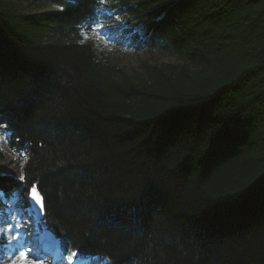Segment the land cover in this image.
I'll return each instance as SVG.
<instances>
[{"label":"trees","instance_id":"trees-1","mask_svg":"<svg viewBox=\"0 0 264 264\" xmlns=\"http://www.w3.org/2000/svg\"><path fill=\"white\" fill-rule=\"evenodd\" d=\"M105 5L182 63L100 59L98 0H0V127L25 175L0 172L3 199L35 184L90 264H264V0Z\"/></svg>","mask_w":264,"mask_h":264},{"label":"rangeland","instance_id":"rangeland-1","mask_svg":"<svg viewBox=\"0 0 264 264\" xmlns=\"http://www.w3.org/2000/svg\"><path fill=\"white\" fill-rule=\"evenodd\" d=\"M50 8V7H49ZM56 8V7H52ZM109 9L104 5L98 18L92 23V31L85 28L84 34L86 38H93L98 49L100 59H109L115 63L120 69H123L129 75H137L143 71L144 63L150 65H176L182 63L180 58L169 52L160 51L158 48H139L136 38H130L129 35L137 34L143 38L145 29L142 24L126 22V15L119 9H111L114 16L119 19H108L106 12ZM98 25H104V28H99ZM108 25H112L108 27ZM107 29V31H105ZM99 33H102L99 34ZM24 157L9 149L7 145V136L2 127H0V172L18 177L21 175V166ZM4 207L0 208V224L16 215L17 219L23 217L27 220L30 232L25 233L21 230L16 240L12 241L13 249L23 244H29L34 249L38 250L43 258L42 264H68L64 256L53 258L54 248L48 245L44 246V231L45 226H42L41 221L33 214L28 218V212L25 211L26 206H23V201L14 196L13 199L4 200ZM9 237H0V257L4 258V264H11V258H14L12 252L6 251V245ZM47 249V251H45ZM18 255V253H17ZM29 259H34V255H30ZM17 264H20L17 261ZM73 264H85V261L79 256L75 257Z\"/></svg>","mask_w":264,"mask_h":264},{"label":"snow or ice","instance_id":"snow-or-ice-1","mask_svg":"<svg viewBox=\"0 0 264 264\" xmlns=\"http://www.w3.org/2000/svg\"><path fill=\"white\" fill-rule=\"evenodd\" d=\"M66 2L72 5L76 3V0H66ZM98 2L100 5H105L107 3V0H98ZM106 15L110 20L119 19L118 16H114L110 8L107 10ZM111 26L112 25H108V27ZM98 27L104 28V25H98ZM88 30H93L91 22L88 24ZM105 31H107V29H105ZM99 34L102 35V33ZM6 123V121H0V126H3ZM13 135H15L14 131ZM18 151H20V149H18ZM21 167L23 168V166ZM19 181L21 182V187L23 188L25 181L24 174H21L19 176ZM24 191L27 193V196L25 197V199L27 200L25 211L28 212V218L30 219L34 212L42 215L44 212V204L40 193L37 191L36 185L32 184L30 187L24 188ZM3 197L4 193L0 192V199H3ZM21 230H24L26 234L30 232L28 222L23 217L17 219L16 215H12L10 218L6 219L3 224H0V237H9L7 245L5 247L6 251L12 252L14 256V258H11V264H17V261H19L20 264H42V260L44 257H42L39 251L34 249L31 245L23 244L19 247H15L14 249L12 247H9L12 245V241L17 239V236ZM53 247V258L55 259L57 257L64 256L67 259L68 264H73L74 258L81 254L77 251H69L66 247L64 249V252L61 253L59 241H53ZM45 251H47V249ZM30 255H34V259L30 260ZM0 264H4L3 257H0Z\"/></svg>","mask_w":264,"mask_h":264},{"label":"water","instance_id":"water-1","mask_svg":"<svg viewBox=\"0 0 264 264\" xmlns=\"http://www.w3.org/2000/svg\"><path fill=\"white\" fill-rule=\"evenodd\" d=\"M36 188H37V187H36ZM37 191L39 192L38 188H37ZM39 193H40V192H39ZM40 196L42 197L43 204H44V198H43V196H42L41 193H40ZM34 213H35V215H36L37 217H39V218H42V217L44 216V212H43L42 215L39 214V213H37V212H34ZM46 239H47L48 241H53V240H54V236H53V234H52L51 232H46Z\"/></svg>","mask_w":264,"mask_h":264},{"label":"bare ground","instance_id":"bare-ground-1","mask_svg":"<svg viewBox=\"0 0 264 264\" xmlns=\"http://www.w3.org/2000/svg\"><path fill=\"white\" fill-rule=\"evenodd\" d=\"M53 244L49 245V246H52Z\"/></svg>","mask_w":264,"mask_h":264}]
</instances>
